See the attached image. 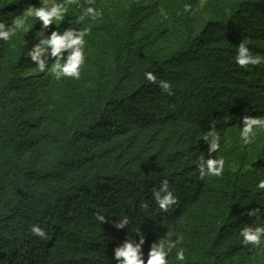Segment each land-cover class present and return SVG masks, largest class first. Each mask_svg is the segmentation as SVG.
Wrapping results in <instances>:
<instances>
[{"label": "trees", "instance_id": "trees-1", "mask_svg": "<svg viewBox=\"0 0 264 264\" xmlns=\"http://www.w3.org/2000/svg\"><path fill=\"white\" fill-rule=\"evenodd\" d=\"M84 3L74 0L61 30ZM29 5L40 0H0V19ZM96 7L101 18L81 25L91 31L78 80L40 73L26 57L42 35L34 18L27 33L0 41V264H116L114 248L137 228L146 257L171 228L183 236L184 264H264V246L239 237L253 223L247 212L264 207V131L251 147L239 138L243 116H264V64L242 69L233 59L243 39L264 55V0ZM213 122L218 153L202 139ZM202 155L225 159L221 177L199 178ZM163 179L178 198L167 213L152 199ZM123 215L132 224L118 230ZM33 223L46 239L31 234Z\"/></svg>", "mask_w": 264, "mask_h": 264}, {"label": "clouds", "instance_id": "clouds-1", "mask_svg": "<svg viewBox=\"0 0 264 264\" xmlns=\"http://www.w3.org/2000/svg\"><path fill=\"white\" fill-rule=\"evenodd\" d=\"M73 4L74 0H40V6L29 5L22 13L11 17L10 23H5L3 19H0V41L11 42L14 37L27 33L31 27L28 21L30 18H34L40 24L42 35L26 53V57L30 58V62L36 65L40 73L50 74L56 80L61 78L80 79L82 67L86 62L87 42L85 38L91 31L90 27H81V25H84L85 21L100 19L102 12L96 7V0H85L84 4L75 5L79 9V15L75 17V22L69 23V27L61 30L69 8ZM191 10L190 4L184 5L185 12ZM53 25H55V29L52 28ZM249 44L250 40L243 39L235 46L233 59L235 64L242 69L264 64V55L254 54ZM144 77L148 82L157 84L165 93L172 94L170 82L158 80L151 71H146ZM224 119L225 122H228L227 117ZM210 127L211 130L206 131L202 139L208 142L209 153H218L224 138L217 131L215 122ZM262 131H264V116H243L242 126L239 130V138L243 145L248 147L254 145L259 132ZM196 168L201 180L206 177H221L225 170V159L216 156L205 158L202 155L197 161ZM256 189L258 192L264 193V178L258 179ZM152 199L161 213H167L177 204L178 198L170 189L169 181L163 179L158 188L152 189ZM148 207L147 203H141L142 209L146 210ZM94 215L99 223H103L107 217L101 211L95 212ZM247 215L253 218V223L245 224L240 228L241 244L252 248H261L264 246V207L251 209ZM130 224H132V218L123 215L118 216V220L114 222L113 226L122 230ZM29 228L34 236L42 239L47 238V233L40 224H30ZM182 241L183 236L169 228L158 241H153L150 244L146 257L144 252L146 237L137 228L123 243L114 248L113 258L116 264H173V260L175 264H184L186 250L181 246Z\"/></svg>", "mask_w": 264, "mask_h": 264}]
</instances>
